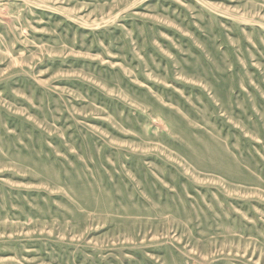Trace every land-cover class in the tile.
Masks as SVG:
<instances>
[{"label": "rangeland", "instance_id": "374dc122", "mask_svg": "<svg viewBox=\"0 0 264 264\" xmlns=\"http://www.w3.org/2000/svg\"><path fill=\"white\" fill-rule=\"evenodd\" d=\"M0 264H264V0H0Z\"/></svg>", "mask_w": 264, "mask_h": 264}]
</instances>
